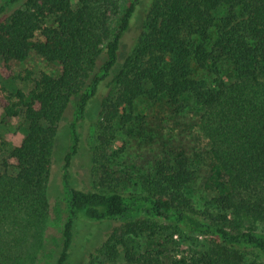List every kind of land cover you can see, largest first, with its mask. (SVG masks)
Masks as SVG:
<instances>
[{"label": "trees", "instance_id": "1", "mask_svg": "<svg viewBox=\"0 0 264 264\" xmlns=\"http://www.w3.org/2000/svg\"><path fill=\"white\" fill-rule=\"evenodd\" d=\"M142 7V30L121 63L124 37ZM10 10L0 22V264L20 260L28 232L47 223L59 125L71 107L57 264L69 261L81 220L115 223L99 252L127 264H247L250 252L264 258V0H4L0 16ZM32 53L60 72L19 73ZM224 60L235 64L236 81L221 76ZM194 63L213 68L212 85L196 77ZM104 87L110 92L102 108L117 126L130 122L127 111L139 98L166 96L177 114L186 109L183 98L196 100L209 141L204 188L213 210L199 211L187 196L197 172L186 157L144 177L143 193L74 187L77 125ZM174 229L204 248L172 256Z\"/></svg>", "mask_w": 264, "mask_h": 264}, {"label": "rangeland", "instance_id": "2", "mask_svg": "<svg viewBox=\"0 0 264 264\" xmlns=\"http://www.w3.org/2000/svg\"><path fill=\"white\" fill-rule=\"evenodd\" d=\"M128 1L120 0L123 5ZM3 2L4 0H0V5ZM12 11L1 15L0 22ZM223 14L224 11H221L218 15ZM145 15V9L142 7L125 35L121 63L140 34ZM49 25H54V20H50ZM217 27L218 25L212 30L213 40L217 37ZM193 67L196 77L210 85L214 83L212 67L201 69L197 63H194ZM17 70L23 75H27V70H30L35 78H38L42 73L57 75L61 67L32 53L26 62L17 66ZM220 70L225 82L237 80L234 63L224 60ZM109 92L105 87L102 88L91 102L86 119L78 122L77 129L81 141L79 151L69 167V179L74 187L88 191L143 193L144 177H155L161 163H172L176 157H186L197 172L196 180L185 189L187 196L199 211L213 210L212 196L204 188L211 166L209 141L199 126L203 109L196 100L190 96L183 98L186 109L177 114L166 96H160L156 100L139 98L133 109L127 111V114L132 116L130 122L117 126L109 120L102 108L103 99ZM114 95H118V89H114L112 96ZM1 113L0 109V115ZM73 114L71 107L59 125L48 185L49 218L44 227L33 228L28 232V241L22 248L21 259L16 261L18 255H15V264H57L65 223L64 170L67 164L65 157L70 146L69 127L74 120ZM13 123L17 124L18 121L13 120ZM7 138L11 140L12 136L7 135ZM2 159L3 154L0 153V172ZM114 225L116 224L110 222L79 221L67 264H127L123 256L113 260L99 252ZM261 229L264 231L263 225ZM173 232L177 234L170 246L172 256L204 248L206 242H199L191 233L178 230L176 232L175 229ZM169 236L170 233L165 232L164 237L170 238ZM138 242L141 248L145 247V237L138 238ZM246 261L247 264H264V258L255 252H250Z\"/></svg>", "mask_w": 264, "mask_h": 264}]
</instances>
